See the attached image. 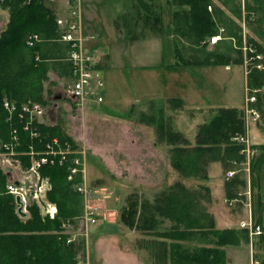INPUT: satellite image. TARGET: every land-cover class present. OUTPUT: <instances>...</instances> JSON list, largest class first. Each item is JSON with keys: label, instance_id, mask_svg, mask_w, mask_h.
<instances>
[{"label": "trees", "instance_id": "obj_1", "mask_svg": "<svg viewBox=\"0 0 264 264\" xmlns=\"http://www.w3.org/2000/svg\"><path fill=\"white\" fill-rule=\"evenodd\" d=\"M218 1L235 17L225 15L228 17V22H225L222 18L224 10L219 9V14L208 11L213 0H170L173 6L171 33L175 59L171 65H243L245 46L248 57L247 87L251 92L259 89L255 93L253 107L264 117V69L255 66L259 62L257 56H264V0L245 3L246 25L251 32L246 45L242 37V26L237 22V19L242 18L240 10L229 8L228 0ZM0 7L9 11V20L0 32V141L8 142L10 124L6 121L7 112L3 107V99L7 98L18 105L38 102L45 107L51 93L49 86L45 85V81H50L49 71L66 74L71 79V70L66 58L69 45L58 41L59 28L53 5L39 0H5L0 3ZM124 14L127 16V10ZM144 14L145 11L141 16L143 21ZM217 24H221L219 26L224 29V36L212 45L209 37L218 33ZM145 26L142 25V28ZM129 28L132 27L126 25V29ZM33 33L39 34L43 40L28 47L25 37ZM177 35L187 38L186 42L190 46H200L203 43L212 45L214 49L211 52H201V57L187 59L180 52ZM169 102L171 108L182 106L181 100L177 98L169 99ZM159 125L156 130L162 131L163 127ZM20 126L21 123H18L19 144L14 148L18 152L28 151L31 146L33 150L41 152L45 143L54 137L61 144L67 142L71 149H79V145L61 132L57 125L38 123L39 138L35 139H31ZM244 131L243 108L219 107L212 119L198 126L193 142L178 131L168 129L159 133L158 140L170 145V165L181 177L194 178L200 183L187 185L178 180L153 194L151 199L143 198L140 201L133 193L121 207L119 221L124 226L153 236L154 240L160 239L156 249L159 256L156 255V258L167 257L170 264H226V247L247 245L249 238L246 230L216 226V220L208 210L210 188L202 183L208 179L210 162L219 161L226 171L242 161V145L232 138L236 133ZM165 133L167 140L163 138ZM256 148L258 154L251 164L250 185L255 197L257 221L264 224V143L257 144ZM73 156L69 155L62 166L55 163L40 167L41 175L49 178L52 185L46 198L57 205V213L53 218L43 216L34 204L29 208L28 218L24 220L16 211L14 197L6 191L8 174L0 168V264L76 262L77 247L74 242L67 243L68 236L62 233L65 224L82 211L81 196L75 188L81 177L78 175L73 182L67 180ZM17 158L23 167L30 166L29 155L22 153ZM97 165L103 173L108 172L102 163ZM90 188L95 189L93 185ZM245 188L246 180L236 174L224 183L225 197L227 200H241L244 198ZM261 235L260 239L263 238V234ZM182 242H197L202 245L189 248L183 246ZM262 263L264 264V259Z\"/></svg>", "mask_w": 264, "mask_h": 264}, {"label": "rangeland", "instance_id": "obj_2", "mask_svg": "<svg viewBox=\"0 0 264 264\" xmlns=\"http://www.w3.org/2000/svg\"><path fill=\"white\" fill-rule=\"evenodd\" d=\"M60 1L66 3V0ZM108 1H82L83 25L86 31L85 34L88 36V45L93 40V35L85 27L87 3L93 4L94 2L97 4L100 16L103 18L104 14L110 12ZM228 1L229 8H237L241 12L242 18L241 20L237 19V22L242 26V37L244 45H246L247 37L251 36V32L246 25L245 3L252 0ZM59 5L56 3V15L58 13L61 15ZM213 7L216 8V11L213 10ZM219 9L225 11V14L221 15L223 20L228 22V17H225V15H233L218 0H213V5L210 8L208 7V11L216 14H219ZM8 20L9 11L0 7V32L5 28ZM95 20L97 21V19ZM219 25L217 24V26ZM218 31L224 36V29L221 26H219ZM176 37L179 41L180 52L187 59L193 56L201 57V52H211L214 49L212 45L203 43L200 46H190V43L186 42L187 38L180 35ZM169 38L170 41L173 39L172 33ZM156 41L144 40L134 44H122L118 56L110 59L107 64L108 67L101 70L98 77L102 81L101 86L97 89L98 93L103 96L101 104H94L91 99L85 101L84 104H77V101L68 94L72 82L66 74L49 71L51 82L47 83L48 80L45 81V85L49 86L51 93L47 97L49 101L47 106L42 105L45 109L44 122L57 125L61 132L70 136L79 145V149L84 151L88 184L89 186L93 185L98 192L95 199L100 204L101 210L97 222L91 225H86L83 222L84 199L80 195L81 214L66 223L70 224L68 231L66 230V224L65 229L62 230V233L66 234L68 238L73 239L72 242H74L78 251L77 259L88 260L89 264H114L116 258L124 261L134 257V255L136 256V254L145 260V253L148 259L154 260L150 252L146 250L145 238L139 244L142 253L140 250L136 251L135 241L138 238L136 239L133 234L136 231H131V229L124 226L119 221V214L115 215L113 211H109L115 208L119 213L121 207L126 204L123 199L117 202L116 199L120 196L127 197L135 193L139 200L151 197L165 187L166 183L181 177L170 165V152L166 150V142L158 140L159 133L166 132L169 129L182 131L187 136L192 137L194 133H197L199 125L212 119L217 112V108L235 106L243 107L245 127L244 132L236 133L235 136L246 135L248 137L249 135L252 143H264V117L258 109L253 107L255 101L250 105L251 109L257 111L256 116L244 109L247 94L250 92L245 80L248 58L245 46L243 47L245 62L240 66L230 65L229 69L222 64L172 66L171 64L175 60L171 51L172 41H163L161 46L160 40L156 38ZM206 41H208V38ZM260 57L255 66L257 68L261 66V69H264V56ZM247 88L249 89L248 92ZM254 90H257V93L259 92V89ZM56 96H59V98H54ZM172 98L183 100V106L171 108L167 100ZM136 104H139L142 111L138 112L140 109H137L138 113L127 119L130 113L134 114L136 112L135 110L134 113L132 112L133 108L137 107ZM141 114L145 117L142 118ZM157 125L163 127V130H156ZM163 136L164 140H167L166 133ZM244 161L247 162L246 158H244ZM218 162H210L208 165V172L209 174L211 172L214 180L213 186H210L211 200L208 206L209 210L216 215L219 225L223 226L228 218L235 221L241 215L232 213L225 203L223 183L224 179H227L228 170H222L221 164ZM97 163H102L108 172L103 173ZM212 163L215 165L212 166ZM242 164L244 163L241 161L240 165ZM29 167H23L19 161L15 166L4 163L3 167L0 168L4 172L15 170L16 173H13V179H19L26 174L25 170ZM239 189L241 190V188ZM245 197L246 195L243 199ZM104 199L107 200V207L110 206V209L105 207V203H102ZM47 200L57 207L48 197ZM252 201H255L254 195ZM34 204L38 207L37 203L31 202L28 205V211ZM252 207L254 209V205ZM242 212L241 214H243ZM104 215L108 221L119 227L118 232L112 231L110 227L103 226L101 219ZM97 228H100V232H95ZM259 238L260 236L255 240V246L257 242L259 244H257L254 253L259 260L263 261L264 237L260 240ZM199 244L197 242H182L183 246L189 248ZM225 251L226 264H249L248 254L250 253L246 246L226 247ZM160 259H163L164 263L170 264L167 257Z\"/></svg>", "mask_w": 264, "mask_h": 264}, {"label": "built area", "instance_id": "obj_3", "mask_svg": "<svg viewBox=\"0 0 264 264\" xmlns=\"http://www.w3.org/2000/svg\"><path fill=\"white\" fill-rule=\"evenodd\" d=\"M4 1L0 0V3ZM39 1L47 4L59 2L58 0ZM82 1L66 0L65 14L58 16L56 19V24L59 28L58 41L69 45L66 58L70 64L72 77V83L68 89L70 97L74 98L77 104H84L85 101L90 99L94 103L101 104L103 96L98 93L97 89L101 86L102 81L98 78L99 73L95 70L93 56L88 47V36L85 34L86 31L83 25ZM221 38L222 35L220 33L213 35L210 37V43L214 44ZM40 41L41 37L36 33L28 35L25 39L28 47H33ZM36 60H38V57H36ZM256 91L253 90L252 94L247 96L246 108L250 103L256 101ZM3 107L7 112L6 121L10 124V137L8 142L0 141V165L3 167L4 163H9L15 166L19 163L15 157L22 153L31 157V165L29 169L25 170L26 174L19 179L11 180L6 186V191L13 196L20 197L24 211H27V207L31 202H35L40 207V212L43 216L53 218L57 213V208L54 204L49 203L46 198L51 185L49 179L40 174V167L48 164L54 165L55 163L62 166L67 162L69 155H74L71 159L72 165L69 168L67 180L73 182L80 175L81 181L76 184L75 188L84 199L83 222L86 225L96 223L100 215L101 206L95 199L97 191L92 190L87 182L84 151L71 149L67 142L61 144L57 137L47 141L44 150L41 152L33 150L32 146L28 151L22 153L16 151L14 148L19 144L18 123H21V130L27 132L31 139L39 138L37 124L42 122L45 109L38 102H25L18 105L7 98L3 99ZM249 108L246 111L256 116L257 111L251 109V107ZM233 140L242 145L241 153L245 155L249 163L250 159L257 154V149L250 143L246 135H236ZM234 174L235 171H228L227 178H231ZM238 227L246 230L249 235V264H262L254 253L256 237L262 233L261 225L257 224L250 214L247 219L239 222ZM71 241L72 239L70 238L67 240L68 243ZM74 264L89 263L79 259Z\"/></svg>", "mask_w": 264, "mask_h": 264}, {"label": "crops", "instance_id": "obj_4", "mask_svg": "<svg viewBox=\"0 0 264 264\" xmlns=\"http://www.w3.org/2000/svg\"><path fill=\"white\" fill-rule=\"evenodd\" d=\"M59 4H60V6H59L60 11L64 10L65 5H64V8L62 7L63 1H59ZM108 4L110 7V12L108 11L107 14H104L103 18H101V16H100L99 7L94 2H93V4L87 3V8H86V12H85L86 30L88 32L92 33V35H93V40L89 43V47H90V50H91L93 57H94L95 67H96V69L99 70V71L97 70V72L99 74L101 73V70L106 69V67H108L107 64L110 62V59L112 57L118 56V54H119L118 51L120 50V47L122 46L123 43L124 44L125 43L134 44L135 42L144 41V40L157 42L156 41V38H157V40H160V46H161L163 41H169V42L172 41V40L170 41V38H169L171 36L170 27L172 26V8H173L172 4L170 3V0H143V1L128 0L127 2H126V0H109ZM55 8H56V6H55ZM149 9H150V11H149ZM126 10H127V16H126V14H124L126 12ZM143 11H145V14L143 17L145 22L141 18V16L143 15ZM138 12H139V14H138ZM83 17H84V14H83ZM94 18L97 19V21ZM136 21H138L139 24H137ZM126 25L129 27H132V28L126 29ZM142 25H146L145 28H142ZM159 27H160V29H159ZM171 51H172V56H173L172 46H171ZM225 68L229 69L230 65L225 66ZM245 80H246V78H245ZM181 102H182V106H183L184 101L182 100ZM167 103H169V105H170L169 99L167 100ZM136 105H137V107H134L132 110L133 113H134V110L136 111L137 109H140L138 112L142 111L139 104H136ZM232 107H235V106H232ZM237 108H243V107H237ZM138 112L136 111L134 114L130 113V115L128 116L129 118H127V119H130V117H132L133 115H135ZM43 121H44V119H43ZM178 132H181L191 142H193L195 139L196 133H194V135L192 137H189L182 131H178ZM248 133H249V130H248ZM248 138H249V135H248ZM250 142H251V140H250ZM253 144H255V143H253ZM260 144H262V143H260ZM168 149H169V146L167 145L166 150H168ZM244 158L245 157L243 156L242 163H244V164L240 165L241 162H238V164H235L231 168H229L228 171L233 170L236 172L237 175L240 174L246 180V188L244 191V193L246 195L245 199L227 200V198L225 197V191H224V197L226 198L225 203L227 204L230 211L232 213H237L238 215H241V216L237 217V219L235 221L228 218L225 221L224 225L220 226L216 215L214 213H212L211 210H209V206H208V210L210 213L213 214V216L216 220V226L218 228H228V227H237L238 228L239 222L241 220L247 219L249 217V215L251 214L253 220L257 224L261 225L262 230H263L264 224L257 221V217H256L257 211L255 208V201H252V196L254 194H253V189L250 185V183H251L250 167L252 164L251 161H254V159H252L250 161V165H249L248 162L244 161ZM215 163H217V162H215ZM213 165H215V164L212 163V166ZM221 167H222V165H221ZM210 170H211V168H210ZM222 170H223V167H222ZM208 171H209V169H208ZM13 173H16L15 170L10 171V173L8 175V180H10L11 178L13 179V177H14ZM212 178H213V175L211 174V172H210V174L208 172V180H206L205 182H202V183L206 184L210 188V186L212 187L213 186L212 184H214V180ZM178 180H181L183 183H185L187 185H192V184L195 185L196 183L197 184L200 183L199 180L194 179V178L180 177L179 179H177L175 181H178ZM225 180H227V179H224V183H225ZM175 181H172V182L166 183V184L169 185ZM224 183H223V185H224ZM210 190H211V188H210ZM248 191H250L249 194H247ZM108 196H110V195H108ZM134 196H136V195H134ZM127 197H124V195H123V196H120L119 198H117L116 200H117V202L122 201V199H123V201H126ZM137 198L139 200V197H137ZM146 198L151 199L152 196L146 197ZM140 200H142V199H140ZM104 201H105V199H104ZM104 201H102V203H105V207H107V203H106L107 200L105 202ZM214 202H215V200L213 201V203ZM252 205H254V209H253ZM5 206H6V204H5ZM110 208L111 207L109 206L108 209H110ZM253 210L255 211L254 214H253ZM16 211H17V207H16ZM111 211H113L115 213V215L119 214L118 210H116L115 208L110 209L109 212H111ZM241 212L243 214H241ZM28 216H29V213L26 212L25 216H21V217L25 220L26 218H28ZM118 217H119V215H118ZM262 217L264 220V211H263ZM101 222L103 223L104 227L105 226L110 227V229L112 231L118 232L119 227L117 225H115V223L108 221L105 218V215L101 219ZM69 228H70V224H66V230L67 231L69 230ZM103 229H105V228H103ZM95 230H96L95 232H100V228H97ZM131 231H134V232L136 231L135 233H133V232H131V233L134 234L136 239L138 238L135 241L136 242L135 247L137 248L136 251L140 250L139 244L142 243V240L145 238L144 241L146 242V245L148 247V249L146 247V250L150 252L151 257H153L154 260H152L151 258L148 259L147 258L148 256L145 253L144 254L145 255L144 257H146L145 260L141 259V257L138 254H136V256L134 255V257H131L130 259H127L124 261L122 259L118 260V258H116L114 264H146V263L166 264L163 262V259L156 258V249H157V246L159 245L160 239L156 238L154 240L153 236L142 234L140 231L138 232V230H132L131 229ZM262 234L264 237V230H263ZM261 236L262 235L260 234V237ZM150 246L152 248H149ZM245 246L247 247V250H249L248 244ZM141 253H142V251H141ZM249 257H250V254H248V262L250 259ZM106 264H108V263H106Z\"/></svg>", "mask_w": 264, "mask_h": 264}, {"label": "water", "instance_id": "obj_5", "mask_svg": "<svg viewBox=\"0 0 264 264\" xmlns=\"http://www.w3.org/2000/svg\"><path fill=\"white\" fill-rule=\"evenodd\" d=\"M54 98H59V96H56ZM15 200H16V203L19 205L18 208H17V212L20 216H25V211H23V206H22V202L20 200V197L19 196H16L15 197Z\"/></svg>", "mask_w": 264, "mask_h": 264}]
</instances>
